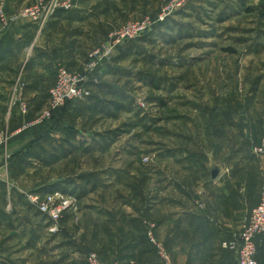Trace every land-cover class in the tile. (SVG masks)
I'll return each mask as SVG.
<instances>
[{"label": "rangeland", "instance_id": "1", "mask_svg": "<svg viewBox=\"0 0 264 264\" xmlns=\"http://www.w3.org/2000/svg\"><path fill=\"white\" fill-rule=\"evenodd\" d=\"M50 1L48 7L50 10L51 5L55 3L70 4L72 6L70 10H74L78 8L82 0ZM175 1H84L83 7L95 13L92 21L86 22L93 36L83 41L81 51L84 63L81 71H74L63 62L59 64L68 69L71 74L87 75L86 67L92 52H100V57L103 59L107 49L109 50L115 44V40L121 34L136 27L139 28L149 21L152 25L142 36L120 44L113 58H104L103 63L87 76L86 82L90 84L88 88L92 93L91 84H99L100 73L105 69L108 70V66L110 67L117 60L116 63L120 64L127 73L108 74V77L114 82L123 81L126 93V101L122 102L123 110L119 112L113 108L115 116H108L105 112H102L104 115L92 112L84 117L76 114L67 115L65 119L74 125L88 123L91 126L89 129L94 127L95 124L92 126V123L95 120L103 117L102 121L97 124V128L108 126L107 130L124 124L122 125L124 135L119 136L120 142L113 150V154L123 152V148H135L134 150L140 153L139 162L144 168L157 167L158 164L162 167H169L166 161L157 160L155 154L158 150L163 153L176 146L184 147L185 139L181 136H185L186 131L190 132V128L193 127L189 125L190 123L195 124L193 128L196 134H200L204 127L215 128L217 123L221 124L225 128L226 143L224 170L220 169L221 173L217 175L218 178L214 177L216 179L214 182H219V187H221L219 192L224 191L223 193L226 194L227 210L230 209L233 213L229 212L230 215H226L223 219V230L218 231L220 235L215 237V218L207 217V222L202 223L201 216H194L196 219L192 218L190 224L186 222L184 225V210L177 208L179 214L176 217L182 218L180 219L182 224L175 223L165 228L162 231L164 238L161 240L155 234L158 226L152 218L142 214L143 210L142 213L140 212L142 218L140 226L144 234L147 232L149 241L143 234L139 244L144 243L141 252L145 253L143 263H141L142 257H139V264H163L158 254L153 251L152 247L156 249V246L150 240L149 234H153L156 241H159L171 258L179 264H222V261L217 262L216 260L217 257L223 258V255L217 252L216 246L220 244V248L223 249V242L227 241L230 235L241 230L253 208L260 203L262 195L264 156H256L254 149L264 148V0H192L162 21L161 16L164 10L168 11ZM40 2L41 0L30 1L20 10ZM84 25L82 28H85ZM41 28L42 26L39 25V29ZM90 44L91 48L88 49ZM129 46L130 49L122 55V52ZM107 61H112V63ZM123 74L128 75L125 77L122 76ZM58 89L59 78L56 76L53 85L48 89L47 107L34 112L25 99L23 103L28 107L29 113L26 115L19 110L20 116L25 118L23 126L15 132H0V134L7 133L6 144L11 154L8 165L2 163L0 166L1 170H4V176L0 182L11 192H16L25 199L23 206L19 207L22 212L20 218L26 220L32 212L35 217L43 218L49 224V234L43 235L42 239L37 238L38 242L35 241V246H33L34 254L29 261L23 264H88L87 255L90 252H96L101 261L107 264L102 260L99 252L92 247L81 248L74 257L66 253L64 257L60 256L61 261L60 257L54 254L58 251L57 245L60 246L61 242L58 240L61 238L56 237L62 233L61 221L68 214L76 215L78 211L76 207L73 209L77 202L74 196L65 194L64 198L68 200L70 208L68 207L63 219L61 218L57 224L41 215L28 200L27 194L35 192L42 197L53 194L55 191L46 193V190L40 191L34 188L45 182L47 177L50 180L63 175L62 168L51 169L52 166H50L49 170L44 169L46 171H43L41 162L37 159L31 161V167H27L30 166L28 162L22 163L25 153L39 156L40 127L46 125L47 122H52V117L63 110L68 114L72 107V105L67 106L70 102L62 107L55 106V101L50 97ZM88 99L72 102L85 103ZM114 100V103H120L118 97ZM47 111L51 113V116L41 122ZM82 127L85 128V126ZM209 128L205 129V132L210 136L212 131ZM31 130H33L32 134L38 133L34 143L19 150L21 159L11 163L14 156V152L10 151L12 138ZM177 131L182 133L179 132L180 135L176 137L175 132ZM113 146L114 144L111 148ZM102 151L104 152L97 151L94 157L86 155L82 148L79 150L80 161L78 162L74 157L71 163L80 165V171L97 169L101 165L113 166L115 159L118 161L116 163L126 167L125 161L129 157L110 158L112 155L110 150ZM235 156L238 158L233 160ZM214 168L216 169V166ZM214 191L215 197L209 196L207 202L210 203L209 210L217 214L219 211L216 210L218 203L222 201V196L217 195L216 187ZM202 197L199 192L198 200L206 199ZM193 203L200 213L205 212V209L201 210L198 207L204 204L197 206L196 200ZM9 210H12L11 207ZM210 215L211 213L207 214V216ZM177 220L179 219L174 222H178ZM173 232H177L179 236L178 241L175 242L176 251H172L175 256L170 253L169 248L172 239L174 243ZM188 234H192V238L185 240ZM208 235L212 237L207 239ZM46 239L51 245L48 255L35 250L36 248L44 249ZM185 244L192 246L190 254H186L185 250L190 249H185ZM64 247V245L60 246L59 250L61 251ZM16 249L21 248L17 246ZM25 254L28 256V251ZM124 262L125 258L121 255L109 264H124Z\"/></svg>", "mask_w": 264, "mask_h": 264}, {"label": "crops", "instance_id": "2", "mask_svg": "<svg viewBox=\"0 0 264 264\" xmlns=\"http://www.w3.org/2000/svg\"><path fill=\"white\" fill-rule=\"evenodd\" d=\"M30 1L33 0H8L7 10L10 14L14 13ZM84 1L82 0L74 10H57L46 19L41 29L38 24L23 21L11 29L0 31V132H15L23 126L25 118L19 114V104L25 99L34 112L47 107L48 89L54 83L60 63L63 62L74 71L82 70L84 63L82 44L84 40L93 36L86 22L92 21L91 19L95 17L94 11L83 7ZM83 25L85 28H82ZM90 48L91 44L88 46V49ZM116 61L108 66V70L100 73L99 84H91L92 93L100 102H104L106 107L103 112L108 116H115L113 106L109 102L115 101L118 96L120 98L126 96L123 81L114 82L108 77V74L127 73ZM125 75L128 74L122 76ZM94 106V103L78 102L71 107L67 115L76 114L84 117L86 114L98 112L91 110ZM98 113L104 115L102 112ZM101 119L92 123V126L95 124L92 129H89L91 126L88 123L74 125L66 120L65 116L59 124L51 126L47 122L40 127L41 168L43 171L49 170L50 166L51 169L62 168L63 175L50 180L47 177L39 187L32 188L48 191L54 186L64 187L74 194L73 198L77 201L73 206V209L76 207L78 210L76 215L68 214L61 221L62 233L56 237L61 238L58 239L61 241L59 245L65 247L60 251V246L57 245L58 251L54 253L56 257H64L66 253L74 257L81 248L92 247L107 264L121 255L125 258L124 264H139L140 256L143 263L145 252H141V249L144 243L139 244L144 234L140 226L142 219L140 214L143 210L142 214L152 218L158 226L155 234L161 240L164 238L162 231L165 228L175 223L182 224L180 220L182 218L176 217L179 214L177 208L184 210V225L186 222L190 224L194 216H201L202 223L207 222V217L215 218L214 235L215 237L220 235L218 231L223 230V219L233 213L232 210H227L226 194L224 191L219 192L221 189L219 182H214L216 181L214 177L218 178L217 175L224 170L226 143L225 128L221 124L217 123L215 128L207 127L212 131L209 136L205 132L206 127L200 134H196L193 128L195 124L190 123L189 125L193 127L190 128V132L185 133L184 147L170 148L175 151L173 154H166L165 151L162 153L159 150L155 154L157 160L166 161L169 167L158 164L157 167L144 168L139 162L140 153L138 150L135 151V148H123V152L113 154V150L120 142L119 136L124 135L122 131L124 124L107 130L108 126L97 128ZM32 132L33 130L26 131L12 138L10 142L12 149H9L14 155L34 143L38 133ZM179 132H175L176 137L182 133L178 134ZM82 148L88 156L95 157L97 151L110 150L112 154L110 158L116 156H120V159L129 158L125 161L126 167L116 163L118 161L115 159L113 166L101 165L97 169L80 171V165L71 161L74 157L80 161L79 150ZM236 158L238 157L232 159ZM33 159L29 158L28 161L31 162ZM214 187L217 195L222 196L216 210L219 211L217 214L209 210L210 203L207 202L209 196L215 197ZM199 192L202 198H206L205 200H198ZM102 194L103 196H100ZM195 200L197 206L204 204L198 206L201 210L205 209L204 213H200L195 206L193 203ZM24 202L25 199L21 195L11 192L0 182V264H23L29 261L34 254L33 246L37 238L42 239L43 235H47L45 223L43 227L39 226L42 223L41 219L35 217L32 212L26 220L19 217L22 215L19 207L23 206ZM9 207L12 210H9ZM209 213L211 215L207 216ZM176 219H179L178 222H174ZM172 235L174 243L171 238L169 248L170 253L175 256L173 252L176 251L175 242L179 236L177 232H173ZM191 236L192 234H188L185 240L191 239ZM210 237L212 235H208L207 239ZM229 237L226 240H229ZM44 244V249L35 250L48 255L51 246L49 240L46 239ZM17 246L21 249L15 250ZM184 248L190 249L185 250L186 254H190L192 246L185 244ZM216 248L217 252L223 255V258H216L217 262L238 264L234 251L222 249L220 244ZM26 251L28 256L25 254ZM257 260L258 264H264V235L257 239Z\"/></svg>", "mask_w": 264, "mask_h": 264}, {"label": "built area", "instance_id": "3", "mask_svg": "<svg viewBox=\"0 0 264 264\" xmlns=\"http://www.w3.org/2000/svg\"><path fill=\"white\" fill-rule=\"evenodd\" d=\"M192 0H176L170 9L164 10V14L161 16L163 21L173 12L182 8L184 4ZM50 0H41L32 6L25 7L15 14H10L7 10L8 0H0V31H6L13 26L23 22L29 21L30 23L43 25L48 16L53 15L58 9L64 8L70 10L72 6L70 4L59 5L57 3L52 4V8L48 9ZM47 17V18H46ZM147 24V25H146ZM141 27H136L133 30H129L126 33L121 34L110 49L106 51L103 59L106 57L113 58L117 54V49L123 42L136 39L142 34H145L152 25V22H146ZM114 38V37H113ZM100 52H92L90 54L89 64L86 67L88 69L87 75L83 74H71L65 67L59 66L57 69V78H59V89L51 95V99L55 101V106L62 107L67 102L84 100L89 98L92 93L88 88L90 84H87V76L90 72L96 70L98 66L103 63ZM110 60V59H108ZM110 62V61H107ZM112 61L110 62V64ZM20 110L24 114L29 113L28 107L21 102L19 104ZM51 116L50 112H46L41 119L44 121ZM40 122V123H41ZM7 133L0 134V166L2 163L8 165V161L11 160V154L8 152ZM256 156H264V148L256 147L254 149ZM148 161V160H146ZM4 176V170L0 167V180ZM28 200L41 215L50 219L53 223L57 224L58 221L64 217L65 211L69 207L68 200L64 198L65 194L61 191H55L53 194H47L46 197H42L39 194L32 193L27 194ZM49 196V197H48ZM63 199V200H62ZM70 208V207H69ZM10 209V207H9ZM63 219V218H62ZM154 228V227H153ZM58 231L54 229V231ZM264 235V176L262 185V195L260 203L253 208L245 224L238 233L232 234L229 240L225 241L222 246L224 249L231 250L237 253L239 264H258L257 260V239ZM150 240L156 246L157 254L163 264H179L175 262L166 248L161 245L159 241H156L153 234H149ZM88 264H104L99 255L96 252H90L87 255ZM118 264V263H114Z\"/></svg>", "mask_w": 264, "mask_h": 264}, {"label": "trees", "instance_id": "4", "mask_svg": "<svg viewBox=\"0 0 264 264\" xmlns=\"http://www.w3.org/2000/svg\"><path fill=\"white\" fill-rule=\"evenodd\" d=\"M129 49H130V46L129 47H126L125 51L122 52V55L125 52H127ZM118 99L120 100V103L119 102L114 103V101H111V102H109V104H111L115 110L121 112L123 110V108H124L122 102L125 103L126 97L125 96H121V98H120V96H118ZM75 103L74 102H70V103H68L67 106H69V105H72L73 106ZM85 103H94L95 106L91 108V110H93V111H98V112L105 111V107L106 106H104V102H100V100H98V98L93 93H92V95L89 97V99ZM66 115H67V113H65V110H63L62 112L58 113V116H57V114H55L52 117L53 118V121L50 122V125L52 126V125H56L57 123L59 124L60 122H62L64 120V116H66ZM181 137L184 138L185 136H181ZM39 148H40V145H39ZM164 153H166V154H173V153H175V151H173L171 149H167V150H165ZM21 156H22V154H21ZM19 158L21 159V157H20L19 154L14 155L13 158H12V162L11 163H14L15 161H18ZM29 158H34V159H37L38 161L41 162L40 153H39V156H36V154L33 155V154H30L29 153V154H24V157H23V160H22L24 162H22V163L28 162V164L30 163V166H31L32 165L31 162L28 161ZM58 190H60L61 192H63L66 195H69V196H73L74 195V194H71V192H69L68 189H66V188L64 189V187H58V186L51 187L48 191L46 190V193H51V192L58 191ZM41 222L42 223H45L44 224L45 225V230L47 231L46 234L48 235L49 234L48 233L49 224H47L46 221L43 218H41ZM42 223H40L39 226L43 227V224ZM145 236H146L145 239L148 240L147 232L145 233ZM152 248H153L154 253L157 254L156 253V249L154 247H152ZM167 248H168V246H167ZM225 250H227V249H225ZM229 251H231V250H229Z\"/></svg>", "mask_w": 264, "mask_h": 264}]
</instances>
